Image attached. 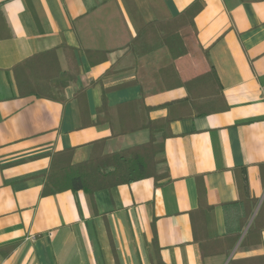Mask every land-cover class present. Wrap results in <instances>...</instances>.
I'll list each match as a JSON object with an SVG mask.
<instances>
[{"label": "crops", "instance_id": "crops-1", "mask_svg": "<svg viewBox=\"0 0 264 264\" xmlns=\"http://www.w3.org/2000/svg\"><path fill=\"white\" fill-rule=\"evenodd\" d=\"M196 1L0 0V264H264V0H199L167 84L168 54L116 67L158 7L176 16ZM65 43L80 67L67 101L19 96L9 67ZM211 66L229 107L175 119L166 138L156 133L162 177L100 189L93 204L81 189L43 194L51 154L73 148L79 163L98 139L105 153L148 142L143 123L177 112L182 81ZM142 97L146 112L117 108ZM104 98L111 112H100ZM114 126L127 131L112 135ZM246 198L257 200L250 214ZM210 237L223 240L203 255L200 240Z\"/></svg>", "mask_w": 264, "mask_h": 264}, {"label": "trees", "instance_id": "trees-1", "mask_svg": "<svg viewBox=\"0 0 264 264\" xmlns=\"http://www.w3.org/2000/svg\"><path fill=\"white\" fill-rule=\"evenodd\" d=\"M201 6L198 0L176 16L166 15L162 13V8L158 7V20L151 24H142L137 35L130 37L124 43L123 47L126 48V51L122 55L124 57L118 60L116 67L124 66L135 69L143 60L148 62L159 52L163 58L168 54L172 61L161 66L160 69L166 77H164V81L167 84V70L174 66L175 59L185 55L188 51L181 35V29L194 24V17ZM0 22L5 24L1 12ZM97 27V31L93 32L99 36V41L100 38L103 41V29H101L103 27L100 24ZM93 45L94 42L92 45L86 44L87 52L95 49ZM121 63L127 65H120ZM117 68L114 67L116 70ZM9 70L13 75L19 96H37L65 103L67 101L65 90L68 85L76 82L80 67L75 47L65 43L52 49L31 53L13 63ZM137 81L141 83L142 80L138 77ZM182 82L187 90V96L184 101L178 103L177 112L171 111L170 108L166 117L159 120L147 119L143 123L142 126L149 128L151 132V139L148 142L113 153H105L103 151L105 138L98 139L94 142L90 156L79 163L72 162L73 148H66L51 154L50 166L44 172L43 194L51 195L66 189L74 191L81 189L86 193L90 203L93 204L95 193L100 189L149 177L156 181L162 177V174L157 171V166L165 160L164 144L156 141V133L161 131L166 138L172 134L170 125L175 119L185 116L207 115L225 111L229 107L222 84L213 66L205 73ZM83 93V90L77 92L80 100ZM130 104L144 105L145 112L151 108L145 104L143 97L139 100L120 104L117 108L130 106ZM111 110L113 107L109 106L104 98L100 112L106 113L111 112ZM113 129L112 135L127 131L126 129H117L115 126ZM246 202L250 214L251 206L257 200L246 198ZM261 213H263V207L258 215ZM253 228L252 226L250 230ZM218 239L223 240L220 237L200 240L203 255L215 251L209 250L207 246L212 240ZM161 264L165 263L161 262ZM230 264H236L235 260Z\"/></svg>", "mask_w": 264, "mask_h": 264}]
</instances>
